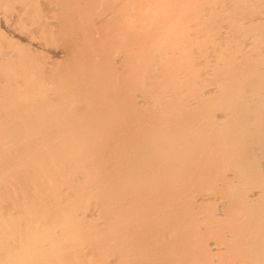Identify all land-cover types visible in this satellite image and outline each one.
<instances>
[{
  "label": "bare ground",
  "instance_id": "6f19581e",
  "mask_svg": "<svg viewBox=\"0 0 264 264\" xmlns=\"http://www.w3.org/2000/svg\"><path fill=\"white\" fill-rule=\"evenodd\" d=\"M0 264H264V0H0Z\"/></svg>",
  "mask_w": 264,
  "mask_h": 264
}]
</instances>
